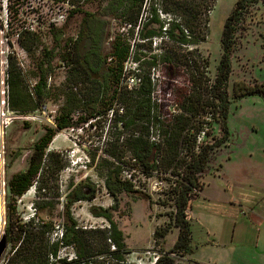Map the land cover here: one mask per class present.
I'll return each mask as SVG.
<instances>
[{
    "label": "rangeland",
    "instance_id": "obj_1",
    "mask_svg": "<svg viewBox=\"0 0 264 264\" xmlns=\"http://www.w3.org/2000/svg\"><path fill=\"white\" fill-rule=\"evenodd\" d=\"M112 1L80 0V10L75 12L77 6L71 4V0H0V92H5L4 96H0L9 99L6 63L11 51L16 53L28 92H35L33 87L42 74L47 84L44 102L36 110L19 113L11 110L9 104L2 107L0 104V174L3 172V145L6 180L5 224L0 195V243L6 228L7 204L13 209L6 238L7 248L0 264L7 262L23 240L19 225H29L33 221L31 226L39 230L45 224L44 229L49 230L53 238L59 237L60 230L64 228L65 199L72 195L75 187L84 183L94 187L95 194L73 203L69 209L71 216L82 228L108 229L110 223L106 218L95 216L92 210L109 208L130 249L126 255L129 262L154 264L156 258L170 250L178 239L180 229L175 224L177 171L157 168L149 172L141 162L132 158L126 146L122 147L125 153L122 161L109 158L107 153L115 143L113 140L117 130H123L122 124L114 126L110 111L101 116L95 126L89 125L90 119L83 120V117H87L83 110L85 87L99 88L95 92L99 96L98 105L110 103L107 97L116 87L111 81L106 87L103 86L100 76L95 83H83L74 74V62L83 53V40L78 42L77 39L83 29L84 17L93 14L102 19V53L110 66L114 65L112 43L118 35L127 37L132 45L138 39V27L133 33L130 26L110 12L108 6ZM237 2L216 0L208 14L207 35L190 48L198 50L201 58L207 61V76L211 79L217 74L223 53L221 38L225 21ZM160 5L161 0H145L142 22L151 8L158 9L162 21H168L171 16L161 13ZM23 28H30L38 36V44L30 52L25 51L17 40L16 33ZM156 42L152 51L141 48L140 52L147 53L148 59L152 53L160 54L163 49L160 42ZM180 57L175 56L178 60L172 66L158 60V66L152 69L153 76L159 80L155 96L161 100L165 112L173 111L180 93L189 87V77L185 66L179 62ZM231 62L232 72L227 84L231 100L228 116L230 136L221 147L212 151L210 162L198 176L200 189L195 191L187 209L196 247L194 258L174 254L176 264H213L209 260L217 256V253L213 254V249H227L224 244L234 234L235 221L224 215L243 213L256 224L260 221L259 216L264 217V196L245 201L257 190H264V95H238L239 88L264 82V0H259L245 13ZM137 64L131 59L125 67L136 68ZM69 77L72 78L71 82ZM131 81L129 77L127 82L130 84ZM69 103L79 107L69 114L70 127L57 131L45 152L60 153L65 167L55 174L49 170L41 172L24 194H15L9 186L10 179L27 168L35 144L49 128H56L57 115ZM212 126L206 138L209 143L214 142L212 137L218 139L224 135L219 122L214 121ZM1 130L4 132L3 138ZM122 142L117 143L118 147ZM107 158L115 164L109 167L104 163ZM45 168L46 165H43ZM110 170L117 172L121 179L130 181L135 197L122 191L115 199L108 193L105 183ZM157 231L163 236H156ZM206 231L211 236L217 234V239L209 240L215 239L218 241L214 242L218 243L198 245L197 241L202 242L207 238ZM262 238L260 244H264V231ZM59 255L66 261L76 257L71 247L61 248ZM240 258L242 264H255L247 263L244 256Z\"/></svg>",
    "mask_w": 264,
    "mask_h": 264
},
{
    "label": "trees",
    "instance_id": "obj_2",
    "mask_svg": "<svg viewBox=\"0 0 264 264\" xmlns=\"http://www.w3.org/2000/svg\"><path fill=\"white\" fill-rule=\"evenodd\" d=\"M216 0H161L160 12L170 15L168 21H162L156 8H151L148 17L142 22V12L145 0H113L108 9L122 22L130 26L135 32L138 27V41L132 45L129 39L118 35L112 43L111 55L114 65H108L102 53L104 41V28L102 19L87 14L83 19V29L77 41L83 40V53L78 61L74 62L75 73L83 83L97 82L98 76L106 87L113 82L116 87L107 100L98 105L99 88L85 87L83 91V110L91 126H95L101 116L111 112V121L114 126L122 124L123 130L117 136L108 151L109 158L122 161L125 155L122 147H127L133 159L141 162L149 172L157 168L164 171H177L178 179L175 187V224L180 232L174 246L161 253L154 264H176L174 254L191 256L196 253L193 240L192 223L187 209L195 191L200 189L198 176L207 167L211 160L213 150L221 147L230 136L228 116L231 100L227 91V84L232 72V56L245 13H247L259 0H238L235 9L225 21L221 47L222 57L217 67L214 79L207 76L208 64L201 58L198 50L190 49L198 44L207 35L209 12ZM80 0H71L76 5L75 12H79ZM19 45L27 52L33 50L38 44V36L30 28H23L16 33ZM158 40L163 52L151 55L140 52V49L153 50ZM10 44V43H9ZM135 50V52H134ZM173 53V54H170ZM181 55V62L189 77V87L180 93L173 111L165 112L161 100L155 96L159 80L153 76L152 69L158 66L160 60L165 65H174ZM133 59L138 62L136 68H126V63ZM142 59H144L142 61ZM7 87L9 107L19 113L36 110L44 102L47 88L45 75L42 74L35 87V92H28L25 86L22 71L18 65V58L14 51L7 57ZM74 72V71H73ZM131 77L138 80L136 86H129L126 82ZM69 82L72 78H68ZM78 83V82H77ZM75 83V84H77ZM264 95V82L253 86L239 88L240 97L247 95ZM78 105L71 103L65 105L56 117V128H49L44 136L35 144L26 169L13 175L9 186L15 194L22 195L30 187L33 179L41 172L48 170L52 173L60 172L65 163L60 153L45 154L50 142L57 131L70 127L69 114L76 110ZM115 115V118L113 116ZM85 118V119H84ZM219 122L224 135L209 143L207 137L212 130L213 122ZM122 142L118 147L117 143ZM117 147H116V146ZM124 145V146H123ZM154 154V158L152 155ZM109 158L104 163L113 166L115 162ZM43 165L46 168L43 169ZM106 188L110 195L117 199V195L126 191L133 194L130 181L123 180L117 172L110 170L106 179ZM81 187L87 189L89 195L80 191ZM80 188V189H79ZM40 189H43L40 187ZM95 189L88 183L78 185L65 199L64 228L59 237L53 238L45 224L39 230L31 224L19 225L20 237L23 238L20 246L8 258L5 264H133L127 260L130 252L122 231L115 223L109 208L93 209L97 217H105L110 223L108 229H88L78 225L71 216V205L79 200L93 197ZM264 196V190H257L255 195L245 198L250 202L255 196ZM234 205L233 203H231ZM12 210L6 206V228L4 237L7 238L11 227ZM34 220V218H32ZM163 234L156 232V236ZM71 247L75 258L68 261L60 258L61 248ZM52 259L55 261L52 262Z\"/></svg>",
    "mask_w": 264,
    "mask_h": 264
},
{
    "label": "crops",
    "instance_id": "obj_3",
    "mask_svg": "<svg viewBox=\"0 0 264 264\" xmlns=\"http://www.w3.org/2000/svg\"><path fill=\"white\" fill-rule=\"evenodd\" d=\"M231 215L229 214V216H224L235 221L234 234L232 235L228 243L224 244L227 249H213V254L217 253V256H215L214 259H209L210 262H213V264H242L240 262V257L244 256V259L247 263L264 264V244H260V240L263 241L262 237L264 231V217L259 216L260 221L256 224L243 213H238L236 215L234 214V216ZM221 222H223V220L217 223L220 225ZM249 223H251L252 225H249ZM206 233L208 235L207 238L202 242L197 241L198 245H200L201 243L204 245H215L216 243H218L214 242L218 241L215 240L217 239V234H213V236H211L209 231H206ZM210 238L215 239L214 241H210ZM193 255H191L192 258H194Z\"/></svg>",
    "mask_w": 264,
    "mask_h": 264
},
{
    "label": "built area",
    "instance_id": "obj_4",
    "mask_svg": "<svg viewBox=\"0 0 264 264\" xmlns=\"http://www.w3.org/2000/svg\"><path fill=\"white\" fill-rule=\"evenodd\" d=\"M135 82H136L135 79H132L131 83L129 84L127 82V84L131 87V86H135L138 81L136 83ZM134 83H135V85H134ZM35 87H36V85L33 87V90L34 91H35ZM0 94L2 96H4L5 95V92L4 91L3 92L1 91ZM32 94H34V92H32ZM0 98H1V101H0L1 107L9 104V99L6 98V100H5L4 97H1V96H0ZM3 134H4V132H3V130H1L2 138L4 137ZM3 148H4V146L2 145L1 154H2L3 174L0 175V195L2 197L3 214H4L5 213V199L4 198H5V193H6V180H5V157H4V153H3V150H4ZM34 215H35V212H33V216ZM3 217H4L3 224H5V214H4ZM60 234H61V230H60Z\"/></svg>",
    "mask_w": 264,
    "mask_h": 264
},
{
    "label": "water",
    "instance_id": "obj_5",
    "mask_svg": "<svg viewBox=\"0 0 264 264\" xmlns=\"http://www.w3.org/2000/svg\"><path fill=\"white\" fill-rule=\"evenodd\" d=\"M152 157L154 158V154L152 155ZM6 248H7L6 238L3 237L2 241L0 243V260H1L2 256H3V254L5 253Z\"/></svg>",
    "mask_w": 264,
    "mask_h": 264
},
{
    "label": "flooded vegetation",
    "instance_id": "obj_6",
    "mask_svg": "<svg viewBox=\"0 0 264 264\" xmlns=\"http://www.w3.org/2000/svg\"><path fill=\"white\" fill-rule=\"evenodd\" d=\"M80 191H82L86 195H89L91 193V192L90 193H87V189L85 187H81Z\"/></svg>",
    "mask_w": 264,
    "mask_h": 264
},
{
    "label": "bare ground",
    "instance_id": "obj_7",
    "mask_svg": "<svg viewBox=\"0 0 264 264\" xmlns=\"http://www.w3.org/2000/svg\"><path fill=\"white\" fill-rule=\"evenodd\" d=\"M2 174H3V172L0 175H2Z\"/></svg>",
    "mask_w": 264,
    "mask_h": 264
}]
</instances>
